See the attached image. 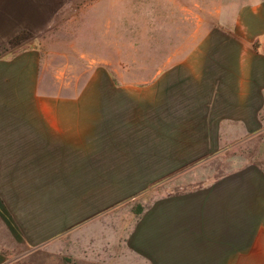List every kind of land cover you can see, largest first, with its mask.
Returning a JSON list of instances; mask_svg holds the SVG:
<instances>
[{
	"label": "rangeland",
	"instance_id": "1",
	"mask_svg": "<svg viewBox=\"0 0 264 264\" xmlns=\"http://www.w3.org/2000/svg\"><path fill=\"white\" fill-rule=\"evenodd\" d=\"M258 2L0 0V175L30 172L21 199L64 228L35 249L21 234V264H160L156 204L188 193L227 192L233 215L264 171V129L252 134L264 97L259 119L249 97L243 137L228 110L226 167H189L187 142L204 138L237 76L224 43L239 36L221 19ZM259 58L244 57L250 82H264V46Z\"/></svg>",
	"mask_w": 264,
	"mask_h": 264
},
{
	"label": "crops",
	"instance_id": "2",
	"mask_svg": "<svg viewBox=\"0 0 264 264\" xmlns=\"http://www.w3.org/2000/svg\"><path fill=\"white\" fill-rule=\"evenodd\" d=\"M261 3L244 6L228 20L221 23H232L234 32L239 36L237 41L227 39L224 47L228 54L238 56V67L231 83H221L219 106H215L212 126L206 128L204 137L192 132L187 142L189 151V167L224 168L229 161L230 144L228 142L229 124L228 110L236 104V109L230 110L234 117L243 115L249 97H256V119L261 109L264 97V82L246 79V56L256 57L259 62L261 49L264 46V10ZM259 46L254 49L253 44ZM223 45V44H222ZM232 50V51H231ZM12 66V67H11ZM13 73L11 80L15 81V64L11 65ZM249 72V71H248ZM8 73H10L8 71ZM231 100V102H229ZM218 104V102H216ZM230 106V107H229ZM236 111V112H235ZM231 113V114H232ZM236 117L237 128L240 124L242 137L245 135L243 119ZM232 117V118H234ZM234 123V124H235ZM256 126V127H255ZM252 129V134L264 129L258 120ZM239 144V143H238ZM238 144H232V150L238 149ZM181 150L187 146L176 145ZM184 146V147H183ZM174 148V147H173ZM164 158V156H163ZM251 179L247 180L250 191L237 192L240 206L230 214L227 192L208 191L193 192L175 197L172 201L162 200L156 205L159 216L158 230L162 234L160 247L163 254L160 264H264V171L261 166H254ZM26 171L13 169L0 175V198L10 215L11 223L0 224V264H21V234L24 244L30 249L52 241L54 230L52 216L43 218L38 214L36 205H31L30 199H21L20 184L27 176ZM246 176V175H245ZM30 193V192H28ZM158 199H161L158 198ZM245 201V202H244ZM172 202V205L169 204ZM147 229H150L148 224ZM144 230V229H143ZM145 231V230H144ZM169 232L173 235L172 248L168 243ZM171 235V237H172ZM31 250L28 251V253Z\"/></svg>",
	"mask_w": 264,
	"mask_h": 264
}]
</instances>
